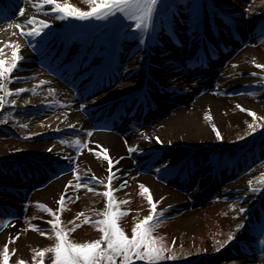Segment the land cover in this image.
<instances>
[{
    "label": "rangeland",
    "instance_id": "374dc122",
    "mask_svg": "<svg viewBox=\"0 0 264 264\" xmlns=\"http://www.w3.org/2000/svg\"><path fill=\"white\" fill-rule=\"evenodd\" d=\"M214 1L224 10L236 13L237 26L243 30L241 33L246 35L239 47L234 45L233 48H230V52L224 54L222 60H226L225 63L215 62L209 69L185 67V61L190 60L189 54L194 50L197 34L194 30L195 22L191 19V2L188 1L179 7L182 21L180 22L177 18H174L175 26H178L181 30L182 47H175L168 40V37H165L163 24H159L158 34L165 41L164 47H157L162 66L157 62L159 58L156 52L148 62L145 57H141L142 54L138 49L128 51L132 47L133 40L130 37H123V40L127 41L123 44L124 52L122 51L126 57L120 63L119 69L121 72H119V76L111 88L119 90L120 93L118 96L103 100L108 96L107 93L111 91H102L95 95V98L92 97L93 95L90 96L92 98H88L89 87L93 80L92 76L88 77V74L79 75L78 71L74 76V84L69 85L59 79H54L57 74H63L64 71H67V65L64 67L58 65L56 70H53V68L57 64L50 67L53 64L50 58L51 48L56 47L54 49L56 50L65 41V39L60 38L61 31H55V29L60 30L61 26L66 28L70 21H73L71 26L77 25L80 28H85L86 22L75 18L56 19V14L51 12V5L45 6L43 10L38 12L33 7V4L37 3L38 0H13V5L8 11L10 17H6L0 22V26L6 23V28L8 27L6 33L0 30V47H3V55L0 58L9 61L11 59L12 48L4 47L5 44L20 45L18 54L23 59L19 61V67L12 73L13 82L8 84L7 87L12 91L16 89H27L28 91L7 97L8 103L0 108V153L5 154V156L0 157V223L8 222L7 226L0 228V254L3 253L4 246L7 244L9 251L8 263L17 264V261L20 260H23L25 264L38 263L41 258L36 256V252L54 245V233L51 229L42 228L46 221L50 217L53 218V216L38 209L36 205L43 204L54 211L58 210L61 207L58 201L62 195L73 193L70 199L64 200L63 210L59 211L61 223L72 227L74 224L80 225L70 233V240L76 243H84L100 238L101 233L96 230V226L93 223H84V217L90 218L98 215L104 208L105 198L102 193L88 191L89 185L86 182L76 180V176H79L80 179L92 175L102 177L109 169V165H107L105 172L102 174L88 173L89 170L81 163V155L85 148L93 153L89 150L93 134L89 136L88 133L92 131L94 123L88 121L86 111L92 109L95 105L101 106L112 102L115 100L114 98L118 97V101L141 91V97L148 94L156 100V107L153 110H148L142 122H136L132 119L133 123L129 122L130 127L121 126L116 129L117 134L121 136L136 135L133 140L127 139L124 141L125 151L120 154V158L129 163L124 165L122 167L124 170L120 172L125 173L130 167H138L140 161L149 159L151 155L159 158L156 167L165 166V161L168 160L169 168L165 170L166 172H169L173 167L179 168L182 166L185 158L188 157V153L193 154L191 159L197 166H195L194 175L189 179L190 182H185L187 186H184V180H180L182 185H175L178 177L174 175L171 178H165V181L167 179L169 181L166 183L163 181L165 189L157 194L151 193L150 188L141 182L140 178L144 174L142 175L140 172L129 174L130 183H127L123 189L116 193L113 191L117 201H129V203L120 205L121 210L127 211L128 215L120 219L119 226L126 235L131 237L134 223L149 214L151 206L146 197L140 194L139 185L143 184L148 188L153 202H158L156 203L157 213L166 211L169 214L166 219H161L160 227L155 229L153 235L162 237L165 245L172 249L176 258L162 261L161 264H264V243H262L264 241V211L258 215L253 227L247 226L243 221L244 215H247L250 219L258 211L259 204L263 202L262 194L257 193L258 191L252 192L249 190V181H252V187L261 188L259 181L263 178L262 174H264V119L259 118H264V84L260 88L255 87L256 84L253 82L248 85H232L230 83L227 85L229 81L237 77L252 76L264 80V69L255 66V64L264 65V63L255 61L254 58L247 61L246 56L249 55V51H245L247 48H258L264 57V39L261 36L251 37L256 34L253 29L257 22L264 20V0ZM60 2L63 3L64 0H60ZM67 2L83 11L89 9L86 0H67ZM168 3L169 0H158L155 9L162 8ZM21 9L24 12L26 10V13L21 15ZM18 15H20V18L16 19ZM30 17H36L37 20H46L50 26L44 29L38 37L22 36L20 34L21 30L17 29L15 25L17 23L23 25L25 31L31 29L33 25L25 24V21ZM114 17L111 20H116L120 24L124 21L123 19H126L121 14ZM218 21L222 23L221 18ZM88 23H91V21H88ZM71 26H69L68 34L73 29ZM57 34L59 35L58 40L54 42L56 39L54 37ZM226 34H228V31L223 33L222 38L228 41L230 36ZM248 37L250 39L247 40ZM79 39V37L72 36L67 41L70 49L67 53L65 51L63 56H69L70 58L64 59L63 64L70 63L71 59L77 56V52L79 50L81 52V49H78V46L80 47L82 44ZM41 44L47 52L41 50ZM26 49L32 50L34 56L26 58L24 55ZM125 51H128V53ZM57 56L59 57L58 61H60L61 54ZM130 56L134 59L128 60ZM91 57H94V54ZM100 57L98 53L95 55L94 60H97L94 61L95 64ZM31 59H33V63L30 61ZM27 60L32 64H27ZM246 62H249V65L259 71L238 72L237 68ZM188 64L190 63L188 62ZM252 73H257V75H252ZM17 77L19 79H15ZM41 81L45 83L41 84ZM168 84L175 86L176 89L166 91L165 87ZM73 85L77 88L79 85L82 86L81 90L85 93L83 99L81 96H76L79 91L73 89ZM158 86H162V88ZM33 89H35V92L32 91ZM228 92L232 95H228ZM204 96L221 99L227 103L217 111L223 118L221 124L217 123L215 125L221 138H217L216 131H213L214 136L212 138L205 141L201 140L198 143H195V141L191 143L183 138H172L170 131L179 125H183V121L179 119V117L182 118L181 111L199 108V99ZM21 98L27 99V102L22 104ZM91 99L94 101H90ZM12 100H16L14 106L10 103ZM245 103L252 106L249 107ZM237 105L255 112L258 119L254 120L248 114V111H241L240 108H237ZM255 107H258V109ZM238 113L247 115V119L236 122L234 118ZM205 114L201 111L198 122L207 125L213 123V118L211 121L206 120ZM169 118L172 119L170 121L171 130L163 132L159 123ZM249 124H252L256 131L253 132L248 127ZM70 125L73 127H69ZM83 128H87L89 132L81 137L68 134L70 129L80 130ZM56 133L61 137L55 136ZM137 135L147 142L153 141L157 148L149 147L145 152L142 151ZM77 136L80 138H77ZM75 139H79L85 145L81 152H75L74 149L61 143V141H68L69 143L66 144L71 146V141ZM39 142L44 145L39 150H44L41 153H36L31 150V147ZM249 144L251 146L248 149H251L250 152L252 153L256 145L263 146L262 148L259 147L260 158L254 157L252 163L245 166L244 170L227 176V163L230 161L229 154L238 151L244 152ZM129 147L137 150L132 154L128 151ZM55 153L61 154L64 158L62 160L64 164H60H62L61 166L65 165L66 169L61 173L58 172L57 178L64 177L65 181L58 196L52 202H48L41 199L38 193L54 180L42 187L44 183H47L50 179H55V176L53 178L49 177L50 172L45 169V166L51 162L47 157ZM252 153H245L244 155ZM236 158H240V156ZM13 164L17 165L18 173L13 169H9ZM114 165L113 162L111 171L116 170ZM31 170L36 171L39 180L33 174L28 173ZM214 173H218L220 177L216 179ZM158 177L160 176L158 175L156 178L158 179ZM212 178H215V180H212ZM70 181L72 182L71 185H69ZM240 181L244 184L228 191L233 184ZM77 183L81 184L80 188L76 187ZM116 184L114 183V185ZM106 190L108 189L106 188ZM178 193L183 195V198L174 203H169L170 198ZM215 196L225 199L236 198L237 200L234 202L232 200L231 202L217 201ZM14 207L21 210L18 216L6 217L1 212L3 210L10 213L11 209L14 210ZM157 208L159 209L157 210ZM240 208L246 209L243 215L239 212ZM78 213H83V216H78ZM190 218L193 221L187 227L185 221ZM90 219L94 221L98 218ZM241 223L245 224V228L236 231L237 225ZM35 225H38V230H33L31 227ZM41 232H44L45 235L42 236ZM230 233L234 236V239L228 243L225 250L217 253V250L222 248L221 245H224V241L228 239ZM250 236L255 241L256 251H254L253 239ZM35 237L40 239L39 242L32 240ZM10 238H15L14 242H10ZM22 239L26 240L27 252L24 254L18 246ZM173 241L175 242L173 243ZM13 249H15L14 253ZM250 254L251 256H249ZM45 255L46 258L42 264H52L51 253ZM0 264H2V255H0Z\"/></svg>",
    "mask_w": 264,
    "mask_h": 264
},
{
    "label": "snow or ice",
    "instance_id": "6c2138e0",
    "mask_svg": "<svg viewBox=\"0 0 264 264\" xmlns=\"http://www.w3.org/2000/svg\"><path fill=\"white\" fill-rule=\"evenodd\" d=\"M89 5L87 11H83L78 7H75L64 0L63 3L60 0H38L33 4V7L39 12L44 9L45 6L51 5V12L55 13L56 19H68L75 18L79 20H87L89 18H95L97 20H106L109 17H114L117 14H121L123 17L130 21L135 22V29L141 31H148L152 24L153 14L158 3V0H86ZM21 15L24 14V10L21 9ZM47 14V13H46ZM25 24L33 25V27L27 31L24 30L23 25L17 23L15 27L20 29V34L25 37H38L48 28L50 25L46 20H37L36 17H30L25 21ZM11 27V26H10ZM143 42V41H141ZM4 47L12 48L11 59L6 60L0 58V108H3L7 101V97L12 95H19L22 92L28 91L27 89L10 90L7 85L13 82L12 73L19 67V61L23 59L19 53V44L7 43ZM3 55V47H0V56ZM255 63V61H253ZM257 68L264 69V65L255 64ZM257 75V73H252ZM15 79H19L18 77ZM45 83L41 81V84ZM35 92V89L32 90ZM53 91V90H49ZM251 94V93H250ZM11 105L16 104V100L10 101ZM83 107V106H82ZM241 111H248L237 105ZM248 114L253 119H258L255 112L248 111ZM205 119L211 121V116L205 114ZM264 119V118H259ZM69 127H73L70 125ZM213 131H216L217 138L220 139V134L216 130L215 125L212 126ZM248 127L254 132L256 128L252 124ZM250 134V133H249ZM92 135L91 132L88 133ZM147 138V137H145ZM61 143H69L68 141H61ZM71 146L80 148L85 145L79 139L71 141ZM99 147V145L97 146ZM137 149L129 147L128 151L135 152ZM51 151V149H49ZM103 159L108 161L109 165V184L105 185L108 189L102 193L106 197L103 210L98 213L102 218L91 220L89 217H84V223H93L96 226V230L101 233L100 238L90 242L76 243L69 239V234L77 227L78 224H74L70 229H63L59 227L60 217L53 213L51 208L46 205L37 204L38 209L43 210L54 216V220L46 221L51 225V231L54 233L55 243L53 246L39 250L36 252V256L41 258L38 264H42V261L46 258V253H51L52 264H134L135 261H142L144 264H161L165 260L175 259V255L172 249L167 247L162 237L153 235L156 228L160 227L161 214L156 211V203L153 202L152 196L149 193L148 188L143 184L139 185L142 196H145L150 207L149 214L143 219L138 220L132 227V235L129 237L125 234L124 230L119 226V221L122 217L128 215L127 211H122L121 204L129 203L127 200L117 201L113 196V191L118 189H111V181L114 179V173L111 171L113 161L108 157L107 150L104 149ZM99 156V154H97ZM119 163V161H115ZM118 171V169H117ZM159 171V170H158ZM264 177V174H262ZM76 180L79 181L80 177L76 176ZM95 181L98 184H104L103 180L98 179L95 175L90 177V181ZM71 181L69 185H71ZM261 188H264V178L259 181ZM127 182L125 181L120 185L121 188L125 187ZM85 187L87 185H84ZM77 188L81 187V184H76ZM261 188L252 187V181H249V190L252 192L260 191ZM67 190V186H66ZM88 191H95L93 188H88ZM64 195L61 196L58 203L61 208L58 211L63 210ZM241 214L246 212V209L240 208ZM78 216H83V213H78ZM8 222L0 223V228L7 226ZM33 230H38L36 226H31ZM245 228V224L241 223L237 225L236 231ZM42 236L44 232L40 233ZM18 238V237H17ZM15 238H10V242H14ZM234 239V236L230 233L228 239L224 241V245L228 244ZM175 241H173L174 243ZM264 243V241H262ZM224 245H221L223 247ZM13 253L15 249L12 250ZM2 255V264H8L9 251L7 244H5ZM35 260V257L33 258ZM17 264H25L23 260L17 261Z\"/></svg>",
    "mask_w": 264,
    "mask_h": 264
},
{
    "label": "bare ground",
    "instance_id": "6f19581e",
    "mask_svg": "<svg viewBox=\"0 0 264 264\" xmlns=\"http://www.w3.org/2000/svg\"><path fill=\"white\" fill-rule=\"evenodd\" d=\"M9 2H12L13 0H8ZM13 5V4H12ZM26 13V10L24 12V14ZM14 16V15H13ZM10 17V16H7ZM20 15H18L16 17V19H19ZM6 23L2 24V26H0V30H3V33H6ZM3 35V34H2ZM9 41V40H8ZM245 51H249L248 52V56L247 57V61L250 58H254L255 61H259L264 63V57L261 55V52L258 48H247ZM25 52V56L26 57H32L34 56L33 53L29 50L26 49L24 50ZM30 61H32L33 63V59H31ZM253 61V60H252ZM29 63V61L27 60V64H32ZM251 71V70H257L258 69L252 67L251 65H249V62L243 63L241 64L238 68L237 71L242 73V72H247V71ZM257 83L258 80L255 77L252 76H246L244 78H235L234 80H231L227 83V85L230 83L232 85H248L250 83ZM133 88V87H131ZM120 93V91L118 90H111V92L107 93L108 96H106L103 100L106 99H110L112 97L118 96V94ZM96 97V96H95ZM94 97V98H95ZM103 98V97H102ZM21 102L22 104L27 102V99L25 98H21ZM227 103L224 100L221 99H217V98H212L211 96H204L201 99H199V103H198V107L199 108H192L190 110H186V111H181L182 114V118L179 117L180 120L183 121V125H179L175 128H173L171 130V123L170 121L172 119H166L163 122H160L159 125L161 126V130L163 132H167L168 130L170 131V135L172 136V138L174 139H179V138H183L185 139V141H189L191 143H193L195 141V143H198L199 141L203 140L205 141L208 138H212L214 135L213 133V125H217L221 124L223 121V118L217 113L218 109L220 107L225 106ZM246 105H248L249 107H251L252 105L249 103H245ZM258 109V107H255ZM201 111L208 113L211 118H213L212 122L213 123H209L207 124H201L198 122V117L201 114ZM175 118V117H173ZM235 121L236 122H240L243 120L247 119V115L238 113L235 115ZM190 129V130H187ZM134 136H132L131 134H127L124 136L121 135H117L114 133H106V132H97L93 134V137L91 139V143L89 146V150L93 153H90L89 151H87V149L85 148L83 150L82 153V157H81V163L84 167H86L88 171V173H99L102 174L105 172L107 165H108V161L103 159L104 156V149L107 150V155L108 157L112 160V161H119V163L115 165L114 168H120L123 167L124 165H126L129 162H125L124 160H122L120 158V154H122L125 151V145H124V141H126L127 139H131L133 140L136 135L133 134ZM137 139L140 142V148L142 151H146L147 148H151V147H156L157 145L153 142H147L145 140H142V138H140L137 135ZM164 141L166 142L165 138ZM99 145V147H97ZM42 146V143H36L34 145H32L31 150L36 152V153H41L42 150H39ZM157 148V147H156ZM99 154V156L97 155ZM5 156V154L0 153V157L1 156ZM51 158L54 159H58L60 158L59 154H52ZM168 161V160H167ZM165 161V166H169V164H167L168 162ZM166 167H159V170H165ZM106 173V172H105ZM180 176V175H179ZM141 182H143L147 187L150 188L151 193L153 194H157L159 192H162L163 189H165V185H163V183H161L158 179H156V177L147 174L144 175L140 178ZM212 180H215L212 179ZM65 181V178H59L55 181H53L52 183H50L46 188L42 189L39 191V197H41V199H44L45 201L48 202H52L53 199L58 196L61 186L63 185ZM214 182V181H213ZM178 183V181L176 182ZM242 184H244L243 182H237L235 184H233V186H231V188L228 189V191L232 190L234 187H238L241 186ZM210 190H212V188H210ZM181 198H183V195L181 194H174L170 200L169 203H174L177 200H180ZM193 219L190 218L188 220L185 221V226H190L192 223ZM14 225H16V223H14ZM13 225V226H14ZM7 234V232L5 233V235ZM33 241H38L40 239H38L37 237L32 238ZM19 249L22 252V254L27 252L26 249V240L22 239L19 243Z\"/></svg>",
    "mask_w": 264,
    "mask_h": 264
}]
</instances>
